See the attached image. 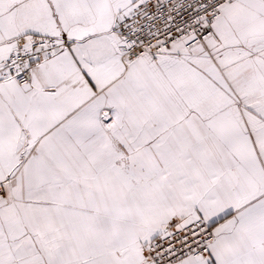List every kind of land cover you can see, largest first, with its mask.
Listing matches in <instances>:
<instances>
[{
  "label": "snow or ice",
  "instance_id": "obj_1",
  "mask_svg": "<svg viewBox=\"0 0 264 264\" xmlns=\"http://www.w3.org/2000/svg\"><path fill=\"white\" fill-rule=\"evenodd\" d=\"M0 264H264V0H0Z\"/></svg>",
  "mask_w": 264,
  "mask_h": 264
}]
</instances>
